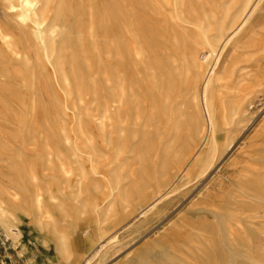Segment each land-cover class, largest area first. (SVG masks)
<instances>
[{
    "label": "bare ground",
    "instance_id": "1",
    "mask_svg": "<svg viewBox=\"0 0 264 264\" xmlns=\"http://www.w3.org/2000/svg\"><path fill=\"white\" fill-rule=\"evenodd\" d=\"M253 1H137L143 14L154 20L163 18L168 8L174 11L166 26L158 29L159 39L167 34L170 53L165 61L156 60L153 105L142 129H129L140 119V112L133 114L127 108L129 96L120 72L116 76L119 86L108 89L107 100L100 104L101 135L109 142L117 137L116 148L123 160L110 174L101 196L95 199L87 194L95 185L91 173L77 166L81 147L71 143L66 129L57 127L44 140L48 146L51 139L61 136L55 164L47 158L49 153L40 154L44 164L53 165L48 181L34 164L16 154L13 177L0 184V228L5 237L13 242L23 239L24 224L27 219L32 221L30 240L37 252L28 257L27 264H67L68 236L75 233L78 219L92 214L105 218L126 215L169 187L171 180L182 174L201 179L216 164L242 129L240 125L255 117L248 112L253 99L264 94V76L257 71L264 59V22L260 32L225 61L226 48L237 34L228 38V21L235 12L236 20L242 18ZM0 2V82L6 81L0 86V120L6 125L12 124V79L29 96L44 75L59 87L70 85L73 68L86 56V41L93 43L101 28L119 64L131 53L126 7L134 6L136 0ZM144 24H133L135 31H143ZM90 51L98 55L95 43ZM23 106L25 115L17 120L18 134L29 143L41 130L25 120L33 105ZM191 106L202 114L193 130L186 116ZM79 133L89 140L85 130ZM136 139L140 148L131 163L127 155L134 153ZM90 148L94 150L93 144ZM205 214L214 222L192 225L191 236L199 249H210L209 264H264V144L220 205Z\"/></svg>",
    "mask_w": 264,
    "mask_h": 264
},
{
    "label": "rangeland",
    "instance_id": "2",
    "mask_svg": "<svg viewBox=\"0 0 264 264\" xmlns=\"http://www.w3.org/2000/svg\"><path fill=\"white\" fill-rule=\"evenodd\" d=\"M137 3L126 7V24L130 31L127 38L131 53L123 63L119 64L108 49L110 42L104 28H101L93 42L99 50L98 55H91L93 43L87 40L84 46L86 56L79 59L73 68L74 79L70 85L59 87L44 75L35 93L29 96L17 79L9 81L14 92L12 124L6 125L0 120V137L3 140L0 142V184H7L13 177L16 154L22 160L34 164L40 175L48 181L47 176L51 175L53 165L48 167L44 164L40 154L49 153L47 158L52 160V164L55 162L54 152L61 136L51 139L48 146L44 140L50 133L55 134L57 127L66 129L70 133L71 143L81 147L77 166L91 173V181L95 185L88 189L87 194L95 199L101 196L110 174L123 160L116 148L117 137L113 136L112 142H109L101 135L100 104L107 100L108 89L119 86L116 76L120 72L129 96L127 108L133 114H136V110L140 112V119L134 122L136 126L131 125L129 129H142L153 105L156 60L165 61L170 53L168 36L163 33L159 39L158 29L166 26L168 17L174 11L168 8L163 18L154 20L146 17L144 8ZM236 16L237 13H233L227 24L230 28L227 31L228 38L232 33L237 34L226 48L225 61L234 50L243 47L254 33L260 32L264 22V0H254L242 18L236 20ZM7 20L11 21L10 18ZM136 22L145 23L143 31H135L133 24ZM136 33L140 36L137 37ZM137 52L141 53L139 57L135 56ZM257 71L264 76V59L259 61ZM5 83L3 79L0 86H5ZM24 103L33 105V111L29 108L25 120L41 130L37 139L29 143H25L18 134L17 120L25 115ZM248 112L255 117L250 123L240 125L242 129L231 146L201 179L182 174L177 180H171L169 187H164L142 207L138 206L118 218L92 214L78 219L75 233L68 236L70 258L67 264H209L210 249H199L192 243V225L204 220L214 222L213 218L204 216L205 213L220 205L221 199L233 189L234 182L257 157L258 149L264 144V94H258L253 99ZM186 116L193 130L197 118L202 114L191 106ZM81 129L89 134V140L80 135ZM223 141L224 137H221L219 142ZM91 144L94 146L93 151ZM132 148L134 153L127 155L131 163L136 157V150L140 148L139 140L132 142ZM202 155H205V151H202ZM87 194L85 192L83 196ZM67 222L71 223V220L67 219ZM24 230L23 239L13 242L5 237L0 228V264H27L28 257L37 252L30 240V219L26 220ZM207 237L210 238L209 235Z\"/></svg>",
    "mask_w": 264,
    "mask_h": 264
}]
</instances>
